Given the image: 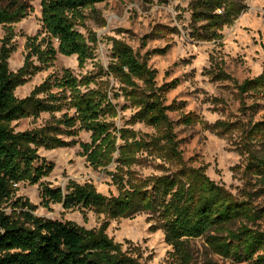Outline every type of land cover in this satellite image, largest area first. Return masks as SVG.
<instances>
[{
	"label": "trees",
	"instance_id": "16d2710c",
	"mask_svg": "<svg viewBox=\"0 0 264 264\" xmlns=\"http://www.w3.org/2000/svg\"><path fill=\"white\" fill-rule=\"evenodd\" d=\"M105 1L41 0V31L45 36L28 37L25 63L16 72L9 67L12 47L4 43L0 49V264H143L138 248L125 247L109 236L108 223L87 229L72 221L37 216L36 205L23 197L14 198L20 183H39L45 207L59 203L65 209L105 213L110 219L150 214L153 229L163 230L173 249L171 264H198L193 246L198 239L205 242L200 264H218L210 255L233 264H264V229L260 227L264 205L255 202L264 194V119H254L259 101L264 100V73L234 81L241 112L247 115L251 110L249 119L220 120L212 125L218 134L238 132L237 148L247 158L244 175L256 188L246 190L242 197L184 158L176 126L200 123V116L181 113L174 121L170 112L181 107L167 104V94L179 80L158 84L157 70L122 39H113L108 71L101 66L97 72L78 78L67 69L61 78L48 77L29 96H16V89L48 67L58 54L77 55L79 67L93 57L94 47L77 26L84 22L86 8ZM30 8L21 0H0V25L21 21ZM191 8L193 22L202 24L195 31L196 37L211 41L222 38V28L234 23L246 5L241 0H193ZM168 48L156 52L164 53ZM103 76L113 77L120 85L118 90H110ZM215 76L232 80L222 69ZM121 96L129 104L123 110H137L131 123L143 122L155 128L154 135L145 138L133 128H117L119 105L114 99ZM247 99H253L252 104L247 105ZM66 106L74 108L75 115L65 112L57 118L55 113ZM43 112L53 115L43 127L16 132L12 126L18 119L38 118ZM77 125L91 133V141L81 143L88 161L95 168L115 165L112 176L118 195L100 193L93 183L70 181L63 190L42 181L54 166L39 155V148L71 145L73 141L65 137L76 135ZM152 156L174 168L162 175H139L134 166Z\"/></svg>",
	"mask_w": 264,
	"mask_h": 264
},
{
	"label": "rangeland",
	"instance_id": "374dc122",
	"mask_svg": "<svg viewBox=\"0 0 264 264\" xmlns=\"http://www.w3.org/2000/svg\"><path fill=\"white\" fill-rule=\"evenodd\" d=\"M21 1L31 6L29 14L19 22L0 25V49L4 43L12 47L9 67L14 72L25 63L28 37L40 33V37L45 36L41 31V0ZM192 1L107 0L93 8H86V18L77 29L94 47L93 57L83 67H79L77 55L58 54L48 67L19 86L15 94L19 98H25L48 77L61 78L67 69L78 78L97 72L101 66L108 71L112 60L113 39H122L133 47L141 59L147 60L149 66L157 70L158 84L179 80V85L167 94V104L175 103L181 107V110L170 112L174 121H178L181 113L194 112L200 116V123L176 126L184 158L193 166L204 168L206 174L217 184L242 197L246 190L255 191L256 188L244 175L247 158L237 148L238 132L218 134L212 125L220 120H235L240 117L247 120L251 115V110L247 115L241 112V99L234 81L242 82L264 73V0H241L246 8L234 23L222 28L221 39L211 41L196 37L195 31L202 24H195L192 20ZM168 45L166 52H156ZM219 69L231 75L232 80H219L215 76ZM102 78L109 82L110 90H118L120 85L113 77ZM114 102L119 105V115L116 118L118 129L133 128L145 138L155 134V128L143 122L131 123L137 110L132 107L123 110L124 105H129L124 97H118ZM246 102L250 105L253 99H247ZM65 112L75 115V109L66 106L63 111L56 112L55 116L59 118ZM52 118L51 113L43 112L38 118L18 119L12 126L16 132H24L43 127ZM254 119H264V100L259 101ZM65 138L73 143L54 149L39 148V155L54 166L42 181L63 190H66L70 181L93 183L100 193L118 195V186L112 176L116 171L115 165L95 168L81 147V143L91 141V133L79 129L77 125L76 135ZM173 168L169 163L153 156L134 166L135 171L145 177L169 173L168 170ZM41 190L39 183H20L14 198L23 197L36 205L34 213L40 217L72 221L87 229L100 228L108 223L109 236L125 247L138 248L141 263L171 264L173 249L166 242L163 230L153 229L155 222L150 214L143 212L132 218L110 219L105 213L79 207L65 209L59 203L45 207L42 205ZM255 202L260 206L264 205V194L257 196ZM7 211L11 212L10 208ZM260 227L264 229V220ZM204 243L201 239L193 241L198 264L205 254ZM210 257L218 264H233L217 255ZM237 264L250 263L243 261Z\"/></svg>",
	"mask_w": 264,
	"mask_h": 264
}]
</instances>
